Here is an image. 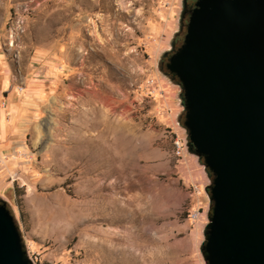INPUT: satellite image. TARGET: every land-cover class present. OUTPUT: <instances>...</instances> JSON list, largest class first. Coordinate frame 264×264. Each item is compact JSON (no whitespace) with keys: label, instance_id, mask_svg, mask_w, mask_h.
Here are the masks:
<instances>
[{"label":"rangeland","instance_id":"rangeland-1","mask_svg":"<svg viewBox=\"0 0 264 264\" xmlns=\"http://www.w3.org/2000/svg\"><path fill=\"white\" fill-rule=\"evenodd\" d=\"M180 9L0 0V109L22 103L0 138V202L33 264H205L211 176L162 63Z\"/></svg>","mask_w":264,"mask_h":264},{"label":"water","instance_id":"water-1","mask_svg":"<svg viewBox=\"0 0 264 264\" xmlns=\"http://www.w3.org/2000/svg\"><path fill=\"white\" fill-rule=\"evenodd\" d=\"M166 67L179 81L187 147L211 176L205 264H264V2L201 3ZM0 264H33L0 202Z\"/></svg>","mask_w":264,"mask_h":264},{"label":"flooded vegetation","instance_id":"flooded-vegetation-1","mask_svg":"<svg viewBox=\"0 0 264 264\" xmlns=\"http://www.w3.org/2000/svg\"><path fill=\"white\" fill-rule=\"evenodd\" d=\"M222 1L228 2V1H233V0H181V9L179 13V26L178 29L176 30V33L171 41V48L165 52L163 55L164 61H162L163 65L166 67V64L169 61V57L176 52V50L181 46L183 43L185 36L187 34V28L188 24L194 15V12L200 8L201 3H210V4H215V3H220ZM258 2H264V0H255ZM167 69V74L174 78H178ZM179 82V81H178Z\"/></svg>","mask_w":264,"mask_h":264},{"label":"crops","instance_id":"crops-1","mask_svg":"<svg viewBox=\"0 0 264 264\" xmlns=\"http://www.w3.org/2000/svg\"><path fill=\"white\" fill-rule=\"evenodd\" d=\"M4 83H6V79H4ZM22 103L20 99H15V95L13 94L11 99L9 100L8 108L7 109H0V138H3L7 134L8 125L13 124L16 115L19 113L20 107ZM6 110H9L10 112V119L8 122V116L6 113Z\"/></svg>","mask_w":264,"mask_h":264},{"label":"built area","instance_id":"built-area-1","mask_svg":"<svg viewBox=\"0 0 264 264\" xmlns=\"http://www.w3.org/2000/svg\"><path fill=\"white\" fill-rule=\"evenodd\" d=\"M176 150H177V153H179L182 150V144L179 141H176ZM191 217L193 220H195L197 218V213L193 212L191 214Z\"/></svg>","mask_w":264,"mask_h":264}]
</instances>
